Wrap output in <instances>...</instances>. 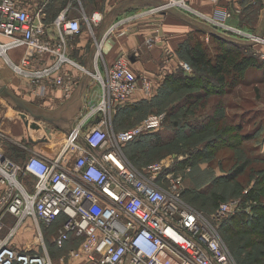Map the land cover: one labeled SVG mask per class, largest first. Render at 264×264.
<instances>
[{
    "label": "built area",
    "instance_id": "built-area-1",
    "mask_svg": "<svg viewBox=\"0 0 264 264\" xmlns=\"http://www.w3.org/2000/svg\"><path fill=\"white\" fill-rule=\"evenodd\" d=\"M210 2L213 10L207 15L189 0H159L119 18L106 35L176 9L240 39L264 42L229 23L231 0ZM97 18L85 16L90 28ZM53 23L60 37L56 45L44 38L47 23L42 9L31 12L16 0H0V55L22 75L54 80L70 95L72 76L56 73L71 61L66 36L81 33L83 24L65 13ZM18 47L28 50L20 63L9 56ZM165 49L170 60L173 50ZM44 54L56 56V61L31 68L32 58ZM257 54L264 59V49L258 48ZM181 66L191 71L187 62ZM90 73L102 87L94 110L104 117L86 130L83 121L67 132L61 154L54 159L33 154L16 161L6 154L0 138V264H238L219 226L235 214L252 215L253 202H245L244 195L221 201L207 216L185 199L183 172L189 157L173 154L140 168L134 165L125 153L126 144L159 129L167 112L152 113L140 124L119 130L110 123L111 113L139 88L151 97L153 81L136 75L126 56L117 58L106 74L99 69ZM72 153L76 156L71 162ZM28 218L35 236L31 243L16 238ZM70 258L83 261L71 263Z\"/></svg>",
    "mask_w": 264,
    "mask_h": 264
},
{
    "label": "crops",
    "instance_id": "crops-1",
    "mask_svg": "<svg viewBox=\"0 0 264 264\" xmlns=\"http://www.w3.org/2000/svg\"><path fill=\"white\" fill-rule=\"evenodd\" d=\"M16 1L31 12L42 9L47 23L44 38L53 45L60 42L59 30L53 23L58 15L65 13L68 18L80 19L83 24L81 33L66 36V55L71 61L65 62L56 73L62 74L65 72L72 76L73 88L70 95H66L64 86L55 83L54 80L26 77L17 72L11 64L6 63V66L0 62V79L3 81L0 87L3 85L8 86L15 95L29 104L37 106L38 111L41 110L47 115L56 116L64 128L59 131L55 129L54 125V130L49 135L46 133L45 125H41L39 129L27 126L22 116L25 111L18 108L11 98L0 94V138L6 154L16 161H22L33 154L54 159L63 150L64 135L68 130L83 121V129L86 130L104 117L102 111L94 110L101 101L102 87L90 72L99 69L103 74H106L107 68L117 58L126 56L129 59L131 69L136 75H146L152 79L154 93L151 97L147 96L142 88H139L132 97L112 110L110 123L115 129L131 127L132 122L130 121L133 117L132 113L135 112V105L148 101L155 94L157 95L163 87L167 75L179 66L182 67L183 62L179 60L183 59L179 55V49L189 36L201 34L205 36L207 42L210 40L208 33L210 32V26L206 22L176 9L159 14L151 21L130 22L128 25L123 26L121 30L106 35L109 26L117 19L157 4L159 0ZM189 1L202 11L210 13L213 10L210 0ZM245 1L247 0H231L230 6L241 5L243 7ZM94 15H97L98 18L92 22V28H90L85 16L92 18ZM260 16L261 24L259 26L264 32V11ZM203 30H206L205 34H202ZM149 40L154 41L149 44ZM240 40L245 41L247 45L251 44L255 48L258 47V44L247 39ZM167 47L173 50V56L170 60L166 55L165 48ZM19 48L23 53L21 56H17L16 54L19 51H14L17 60L9 53L10 58L16 63H20L22 57L28 52L26 47L14 48L9 52ZM259 49L264 48L259 47ZM98 51L99 55L97 56ZM55 61L56 56L51 54L35 55L32 58L30 67L42 68ZM183 69L185 70L184 67ZM187 72L190 73L191 71L187 70ZM27 119L30 120L31 124L36 122L35 124L38 125L42 122L30 113L27 114ZM150 134L145 133L126 144L125 153L132 161L142 163L138 156L155 155L153 153L147 154L148 151L153 150V146L158 141L156 137ZM68 156H70L72 162L76 154L72 153ZM1 189L2 187H0V192ZM56 228L57 225L54 230ZM53 251L54 257H57L59 252L55 249ZM70 260L71 263L83 261V259L76 260L73 258H70Z\"/></svg>",
    "mask_w": 264,
    "mask_h": 264
},
{
    "label": "rangeland",
    "instance_id": "rangeland-1",
    "mask_svg": "<svg viewBox=\"0 0 264 264\" xmlns=\"http://www.w3.org/2000/svg\"><path fill=\"white\" fill-rule=\"evenodd\" d=\"M230 3L228 4L229 23L264 39V32L259 26L261 24L260 15L264 11V0H247L243 7L241 5L230 6ZM204 13L209 15V12L204 11ZM198 19L200 18L198 17ZM254 43L258 44V47L250 45V50L254 53L255 49L256 53L254 54L257 55L258 48H264V42ZM14 51H19L17 56H21L23 51L19 48L9 52L17 60ZM259 57L262 61L264 60L260 55ZM179 61L184 62L185 60ZM0 62L7 66L2 55H0ZM245 74L242 81H239L222 96L206 94V98H199V94L196 95L194 100L198 104L200 103L198 106L191 104L192 101H188L187 96L199 90L192 87L178 88L175 86L169 90L168 94L170 95H167V98L164 99L162 93H157L132 113L133 117L130 122L133 126L140 124L145 117L152 113L168 112L165 123L159 129L149 132L151 136L158 139V143L153 146V150H150V147L147 154L155 155L140 156L142 163L133 161L134 165H138L137 167L140 168L164 159L167 154H177L181 158L189 157L191 164L183 172L185 199L207 216H211L218 206L213 200V193L223 194L226 198L230 197L227 200H231L242 196L244 189L251 190L264 182V172L261 170V168L264 169V68H251ZM2 82L0 79V84ZM221 100L223 103H227L225 112L221 111ZM208 114H214L212 119L215 117L220 119L222 115L224 117L226 114L228 115V118L225 117L226 119L224 118L220 122L230 121L235 127L233 132L237 136L232 138V142L230 140L232 147H227V144L218 145V148L216 147L217 156H186L197 150L198 147L203 148L204 146L207 150V146L204 144L207 141V135H210L211 128L209 120L205 121ZM255 118H257L256 121H254ZM260 120L261 125H258ZM202 121L201 128L197 125L198 128L192 129L193 132L188 131L194 124H200V122L202 124ZM240 124L241 127L237 128L236 125L240 126ZM207 126L210 127L207 132H200ZM228 134L230 135V132ZM246 134H250L252 137L245 138ZM217 137L220 136L217 135ZM231 153L234 156H228ZM244 160L248 161L243 171L236 173V168ZM259 200L264 203V189ZM262 210L254 224L252 221H246L245 229L234 223L228 224L231 222V216L219 226L225 243H228L233 252L237 245L242 247L243 244V247L238 250L240 255H235L240 264H264V208ZM31 226L32 220L28 218L16 238L23 242L26 238L27 243L33 242L35 236H33L34 232Z\"/></svg>",
    "mask_w": 264,
    "mask_h": 264
},
{
    "label": "trees",
    "instance_id": "trees-1",
    "mask_svg": "<svg viewBox=\"0 0 264 264\" xmlns=\"http://www.w3.org/2000/svg\"><path fill=\"white\" fill-rule=\"evenodd\" d=\"M205 31L206 30H203L202 34H205ZM209 31V42L206 41V39L204 38L205 36H202L201 34H193L189 36V38L184 42L183 45H181L179 49V55L181 59L185 60L190 65L191 72L188 73L186 69L185 71L183 67L179 66L175 71L169 73L166 77L163 87L158 92L164 95V99L168 97L167 95H170L168 94L170 93L169 90L171 88H174L175 86H177L178 88L192 87L199 91L190 94L189 96H187V99L188 101H192L191 104L198 106L200 103L198 104V102L194 100V98H196V95L199 94V98H206L208 94H210V96H222L226 94V92H228V90L235 86L239 81H242L243 77L246 76L245 73L247 72V70L251 68H264V61L260 59L258 54H254L256 53L255 49L253 50L254 53L250 50L252 46L251 44L247 45L245 44V41H241L240 38L234 37L232 34L217 30L211 26L209 28ZM145 102L146 101L136 104L134 109L137 110ZM221 103V111L225 112V106L227 105V103H223L222 100ZM213 115L214 114H208V116L205 118V121L209 120V125L211 128L207 126L203 130H200V132H207L210 128V135H207V141L204 144L205 146H207V150L209 151L206 152L207 150H205L204 146L203 148L198 147L197 150L189 153V156H217L216 149L218 148V145L227 144V147H232L230 145L232 142V138H235L237 136L233 132V128L235 127L230 121L222 123L220 122V120H224L225 117L228 118V115L226 114L225 117L222 115L220 119H217V117L212 119ZM256 119L257 118H255L254 121H256ZM258 123V125H261V120ZM197 125H199V127L201 128V126L203 125V121L202 124L201 122L200 124H194L193 126H191V130L188 129V131L193 132L192 129L198 128ZM236 127L240 128L241 124L240 126L236 125ZM229 132L230 135L228 134ZM217 135H219L220 137H217ZM244 137L250 138L252 136L250 134H246ZM228 156H234V154L231 153ZM138 157L140 160V156ZM247 161L248 160H244L243 163L236 168V173L243 171ZM136 162L137 161H135V163ZM187 162L191 164V160L188 159L186 160V163ZM261 170L264 172L263 168H261ZM263 189L264 182L259 186L257 185L254 188H251V190H248V193L246 194H243V192L242 194L240 193L241 195H244L245 202H253L252 210H254L252 212V215L239 213L231 216V220L229 219L231 222H229L228 224L234 223L236 226H243V229H245V223L247 220L252 221L254 224L258 220L259 215H261V212L263 211L262 209L264 208V203L259 202V198L262 195ZM233 196H231V198H233ZM212 197L217 205L221 201H225L230 198H226V196L223 194L216 193H213ZM188 202L190 203V201ZM56 225L58 226L59 223L57 222L54 226L56 227ZM242 247L237 245L234 248V252L230 247L235 258V255H240L238 250ZM237 262L238 264H240L238 260Z\"/></svg>",
    "mask_w": 264,
    "mask_h": 264
},
{
    "label": "water",
    "instance_id": "water-1",
    "mask_svg": "<svg viewBox=\"0 0 264 264\" xmlns=\"http://www.w3.org/2000/svg\"><path fill=\"white\" fill-rule=\"evenodd\" d=\"M0 94H2L3 96H7V97L11 98V100H13V102L16 104V106L18 108L25 111L22 113V116L25 119L27 126H29V127L31 126V127L36 128V129H39V128H41V125H45L46 133L49 135L54 130V128H53L54 125H55V129H58L59 131H62L64 129L61 122L59 123L56 116L47 115L41 110L38 111L37 106H35L34 104H29L28 102H26L22 98L15 95L9 89L8 86H6V85L1 86L0 87ZM28 113H30L36 119L41 120L42 121L41 124L37 125V124H35L36 122H33V124H31L30 120H28V119L26 120ZM71 130L72 129L68 130V132H70Z\"/></svg>",
    "mask_w": 264,
    "mask_h": 264
}]
</instances>
